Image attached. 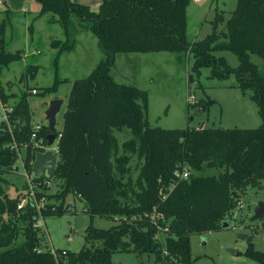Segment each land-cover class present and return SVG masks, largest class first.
Masks as SVG:
<instances>
[{
    "label": "trees",
    "instance_id": "trees-1",
    "mask_svg": "<svg viewBox=\"0 0 264 264\" xmlns=\"http://www.w3.org/2000/svg\"><path fill=\"white\" fill-rule=\"evenodd\" d=\"M35 1L41 6L35 19L49 16L50 23L60 25L64 32V40L51 43L57 50L56 74L61 56L75 51L80 31L91 33L104 55L87 77L73 81L63 129L55 131L59 150L55 178L64 183L62 191L53 196L61 201L57 215L68 212L65 202L74 194L87 203L91 217L127 220L110 229L89 226L85 246L64 256L57 251L58 260L51 251L39 250L35 209L29 201L19 210L20 200L7 194L6 174L18 160L12 147L30 144L33 133L29 93H24L12 108V133L0 127V264H113V256L122 251L154 254L160 264H194L191 236L219 228L241 194L264 182V68L251 61V54L264 59V0H238L230 19L217 15L212 33L194 42L188 40L187 9L192 0H102L98 12L76 0ZM223 51L233 52L239 66L233 68L216 56ZM164 52L176 54L180 63L192 55V70L198 74L207 68L213 78L234 75L243 93L253 92L262 125L256 129L150 127L148 92L117 83L112 71L119 55ZM20 59L1 37L0 76ZM65 82L69 80L57 78L42 95L57 93ZM0 94L7 102L1 83ZM125 129L132 138L121 144L115 132ZM49 134L48 126H43L39 135L47 139ZM36 151L29 146L24 160L31 174ZM128 151L143 160L136 183L139 191L128 192V185L120 179L129 171ZM184 169L190 172L188 178L179 180L169 192L178 179L175 172ZM46 179L35 177L34 182L40 185ZM129 194L133 204L125 206L121 198ZM155 212L165 220H158L167 229L165 246L154 238ZM20 231L24 239L17 244ZM246 254L264 264V253L253 246Z\"/></svg>",
    "mask_w": 264,
    "mask_h": 264
},
{
    "label": "rangeland",
    "instance_id": "rangeland-1",
    "mask_svg": "<svg viewBox=\"0 0 264 264\" xmlns=\"http://www.w3.org/2000/svg\"><path fill=\"white\" fill-rule=\"evenodd\" d=\"M76 1L98 12L102 0ZM237 5L238 0H192L187 9L189 42L205 39L213 31L212 22L215 17L220 15L227 21ZM40 9V4L35 0H0V12H23L10 14L7 12L6 18L0 16V38L5 39L10 52L21 55L20 60L14 62L7 71H3L0 83L8 98L7 102L3 101L9 108H13L22 94L29 93L32 125L40 123L48 126L46 111L52 100L51 96L42 95L43 89L52 86L57 78L68 79L69 82L61 84L58 88L59 93L56 94L66 97L65 95L71 92L73 81L87 77L104 59V55L97 46V39L87 32L84 34L87 37L76 52L61 56L56 74L54 59L57 50L51 43L60 39L53 38L51 42L47 40V28H59L60 34L62 27L51 24L49 16L35 19ZM35 28H38L39 32L34 35L32 30ZM223 28L224 24L220 25L219 29ZM29 36L31 39L34 37L30 50L27 43ZM26 52L31 56L25 58ZM216 56L225 58L233 68L239 66L238 57L233 52L223 51ZM251 61L264 68V59L260 56L251 54ZM193 64L192 55L180 63L174 53L123 54L118 56L112 74L117 83L138 87L148 92L150 127L171 130L200 127L256 129L262 125L259 108L252 99L253 92L243 93L236 86L234 75L227 79L213 78L211 70L207 68L198 74L192 70ZM31 66H34L36 71L32 68L28 73L27 70ZM34 89L39 92L38 95L32 94ZM65 101L68 104V98ZM210 101L214 103L211 104ZM66 108L65 104L57 116V132H60L62 127L61 121ZM115 135L121 144L132 138L128 129L124 132H115ZM57 144L58 137L52 147ZM20 152L24 158L25 149L20 148ZM127 156L130 157L127 165L129 171L120 179L128 185V192L139 191L136 183L140 177L143 160L130 151L127 152ZM6 177L9 180L7 194L11 199H19V204L26 206L29 201L31 204L32 200L38 202L45 200L53 205H61L60 199L53 196L62 191L63 180L47 177L39 185L34 182L33 173L27 169L24 171L19 160ZM30 180L35 184L32 182L34 185H31ZM130 198V194L126 199L121 198L122 204L132 205ZM261 202H264V182L260 187H249L241 194L237 206L221 222L219 228L202 235H192L191 254L194 264H260L258 260L247 256L246 252L253 246L255 250L264 253V218L252 221L254 212ZM66 207L68 212L61 216L57 215V211L55 215L45 217L44 227L38 229L39 250L79 252L85 246L84 236L89 226L110 229L127 220L120 216H116L115 220L91 217L86 211L87 203L74 194L67 197L64 208ZM157 219L158 217L155 221ZM158 220L165 221L164 218ZM159 225L162 228L163 225L160 223ZM165 238L166 236L163 239ZM23 239V232L20 231L17 244ZM112 261L113 264H160L154 254L133 251L116 253Z\"/></svg>",
    "mask_w": 264,
    "mask_h": 264
},
{
    "label": "built area",
    "instance_id": "built-area-1",
    "mask_svg": "<svg viewBox=\"0 0 264 264\" xmlns=\"http://www.w3.org/2000/svg\"><path fill=\"white\" fill-rule=\"evenodd\" d=\"M32 94L36 95L37 90H33ZM12 112H13V109L9 108L5 104V102L3 101V99L1 98V95H0V127L3 125L6 126L11 133H12V129H11V123H10V115ZM42 129H43V124L37 123V124L33 125V133L31 136V143L26 144L23 148L25 149L26 153H27V149L29 146H32L33 149H37V151H36L37 153L38 152H46V151L50 150L53 152V154H55L57 156L58 151H59L58 145H56L55 147H52L54 145L48 146L47 139H44L43 137H41L39 135ZM12 148L16 150L17 155H18V160L20 161V165L23 166V169L25 171L26 170L25 164H24L25 157L23 158L21 156L20 148L16 144ZM23 148H21V149H23ZM25 156H26V154H25ZM189 174H190V172L186 169L181 170V171L177 170L175 172V177L178 179H175L172 182V184L169 187V192H171L177 186L179 180L188 178ZM32 182L33 181L30 180L31 185L34 183V182L33 183ZM47 185L49 186L50 182H48ZM166 197H167V195L164 196V198H166ZM31 204H32L33 208L35 209V215L33 217L35 229H40V228L44 227V225H45L44 220H45V217L47 216L46 214L56 213L58 211L59 206H60V204L53 205L49 202H46L45 200H42L40 202L32 200ZM24 205L25 204L20 203L18 205L19 210L23 209ZM157 217H158V219H161V218H163V216L157 212H155L154 215H152V221L154 222V225L156 226V229H157V232H156L154 238L158 243L165 246L166 238L165 239H163V238H164V236H166V230L167 229L163 228V226L161 228V226L158 223V219L155 221V219ZM51 252L54 254L55 258L58 260L60 255L57 253V251H51ZM61 253L64 256L67 254V251H62Z\"/></svg>",
    "mask_w": 264,
    "mask_h": 264
},
{
    "label": "water",
    "instance_id": "water-1",
    "mask_svg": "<svg viewBox=\"0 0 264 264\" xmlns=\"http://www.w3.org/2000/svg\"><path fill=\"white\" fill-rule=\"evenodd\" d=\"M63 100L54 99L50 102L49 107L46 111V121L50 134L47 136L48 146L54 145L57 135L55 134L57 126V116L61 112ZM58 157L53 154L52 151L38 152L36 153V159L33 163L32 173L34 177H50L53 178L56 175V169L58 164ZM237 194L234 193V196ZM264 218V202L259 203L257 206L252 221L262 220ZM227 226V224H224ZM247 238V237H244Z\"/></svg>",
    "mask_w": 264,
    "mask_h": 264
},
{
    "label": "crops",
    "instance_id": "crops-1",
    "mask_svg": "<svg viewBox=\"0 0 264 264\" xmlns=\"http://www.w3.org/2000/svg\"><path fill=\"white\" fill-rule=\"evenodd\" d=\"M7 12H9V11H6V12H0V16H2V17H4V18H6V15H5V13H7ZM39 12V11H38ZM10 13H23V12H9V14ZM48 29V35H47V40H49L50 42H51V40L53 39V38H57V39H60V40H62V39H65V36H64V32H63V29L61 30V33L59 34V28H47ZM57 29V30H56ZM32 32H33V34L35 35L37 32H39L38 31V28H35V30H32ZM87 32H82V31H80L79 32V34L77 35V37H76V40H77V47H76V49H75V51H73V52H71L70 54H72V53H74V52H76L77 51V49L80 47V45H81V43L83 42V40H84V38L85 37H87V36H84V34H86ZM32 34V33H31ZM32 34V35H33ZM33 35V36H34ZM31 36H29V37H27L28 38V49L30 50V48H31V46H32V42L34 41V37H33V39H31L30 38ZM52 46V45H51ZM67 54H69V53H67ZM29 56H31V54L30 53H25V58L26 57H29ZM35 90V89H34ZM57 93H59V91H57ZM57 93H55V94H52V95H50L51 97H50V100H54V99H61V100H63V105H62V108H61V111H62V109H63V106L66 104V106H67V101H65V99L66 98H68V96L69 95H65L66 97H62V96H57L56 94ZM65 113V112H64ZM58 122V121H57ZM61 125H62V127L60 128V131L63 129V120L61 121ZM86 209V208H85Z\"/></svg>",
    "mask_w": 264,
    "mask_h": 264
}]
</instances>
